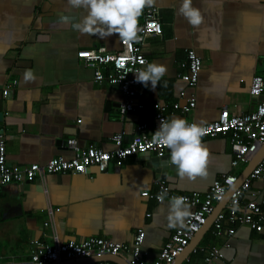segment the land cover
<instances>
[{"label":"crops","instance_id":"obj_1","mask_svg":"<svg viewBox=\"0 0 264 264\" xmlns=\"http://www.w3.org/2000/svg\"><path fill=\"white\" fill-rule=\"evenodd\" d=\"M181 2L157 0L139 17L140 28L146 10L158 11L162 35L146 38L142 53L147 63L160 62L168 72L155 90L140 83L136 102L142 103V109L122 116L120 90L94 82L93 71L78 57L81 51L99 47L119 51L117 35L82 34L70 23H60L61 16L79 21L86 14L72 8L68 0H0V134L5 136L8 163L43 165L55 157L70 159L73 153L66 147L68 139L82 148L111 151V138L116 134L122 133L128 142L140 124L146 125L147 132L154 131L155 104L166 106L167 120L179 117L204 125L225 108L236 116L252 112L259 99L250 97V83L264 67V0H193L204 17L198 27L178 14ZM187 50H194L202 60L193 89L178 79ZM28 73L31 76L26 79ZM6 87L7 96H3ZM180 92L196 99L189 114L172 109L175 102L184 104ZM202 142L209 151L208 175L195 180L180 177L171 163L162 179L148 157L138 155L126 159L121 167L111 162L103 173L92 167L80 174L47 175L27 184L1 186L0 264H31L32 240L51 245L54 238L59 243L103 238L131 244L139 229L145 233L143 263L152 264L170 235L182 226H168L169 199L157 203L142 197V192L155 195L158 185L164 183L175 195H203L222 175L243 180L251 171V163L231 167L229 137L204 138ZM167 154L170 159V151ZM244 197L264 207V178L254 180ZM223 206L225 202L218 210ZM214 217L215 213L195 248L221 249L223 257L213 264H264V232L239 226L234 237H215ZM191 246L174 264H205V252L193 254ZM101 259L128 264L118 257Z\"/></svg>","mask_w":264,"mask_h":264},{"label":"built area","instance_id":"obj_2","mask_svg":"<svg viewBox=\"0 0 264 264\" xmlns=\"http://www.w3.org/2000/svg\"><path fill=\"white\" fill-rule=\"evenodd\" d=\"M140 29V42L129 46L121 41V48L117 52H107L104 47H99L78 53L83 64L93 71L94 82L98 84L105 82L120 90L124 97L119 109L122 116L143 107L141 102H136L140 83L136 82L135 73L143 69L147 63L142 53L145 39L151 36H161L163 32L156 9L145 11ZM142 61L145 63L142 64ZM182 68L184 71L178 79L186 88H195L202 69V60L194 50H187ZM7 93L8 88L6 87L3 90V96H7ZM184 95V92L179 93V98L185 100L184 104L175 102L172 104V109L189 114L196 106V99L194 96L185 98ZM249 95L253 99H259L258 105L252 112L236 116L230 114L226 108L222 109L214 121L204 125L208 132L202 138L229 137L232 168L248 165L260 152H263L258 163L243 180L231 174L222 175L212 182L203 195L199 193L175 195L164 183L158 185L155 195L149 192L141 193L142 197L161 203L157 196L163 189H168V196L165 200H170L172 196H184L191 205L192 215L186 219L182 227L177 228L170 235L152 264H174L214 213L215 217L211 226L215 237H234L236 228L239 226L258 234L264 232V207L255 199L243 200L251 183L264 178V67L260 74L252 78ZM154 107L156 113L153 132H147L146 125L140 124L136 126L135 133L128 142H125L122 133L116 134L111 138L113 143L111 151H104L95 146L82 148L78 146L76 140L68 139L66 147L72 151L73 156L70 159L51 158L43 165L9 164L6 159L5 136L0 134V187L11 183H31L47 175L80 174L92 167L103 173L107 171L111 162L121 167L126 159L147 153L158 158L164 157L170 150L167 147L154 145L151 141L152 134L160 126L161 120H167L164 115L166 106L155 104ZM226 197L227 201H225ZM223 202L225 206L218 210V206ZM144 237L145 233L139 229L131 244L115 243L103 238H88L80 242L68 240L59 243L54 238V243L50 245L36 239L30 243L29 260L31 264H62L73 260L95 258V261L86 264H112L101 259L110 256L118 257L128 264H144L141 254ZM197 252H205L203 257L205 264H213L215 260L223 257L221 249L217 247L192 249L193 254Z\"/></svg>","mask_w":264,"mask_h":264},{"label":"clouds","instance_id":"obj_3","mask_svg":"<svg viewBox=\"0 0 264 264\" xmlns=\"http://www.w3.org/2000/svg\"><path fill=\"white\" fill-rule=\"evenodd\" d=\"M156 3L157 0H68L72 8L83 9L86 14L79 21L74 17L61 16L60 23H70L74 30L82 34L101 38L117 35L120 41L130 46L141 40L139 17L145 8L153 7ZM178 14L193 27L200 26L204 21L201 10L193 6V0H182ZM167 72V66L160 62L146 63V67L135 73V79L155 90ZM30 76L31 73L26 74V79ZM207 132L204 122L189 123L185 119L174 117L171 120H161L160 126L152 134L151 143L170 150V162L180 177L195 180L208 175L209 151L202 142ZM167 196L168 189H163L157 199L163 203ZM191 215L187 197L170 198L167 217L170 228L183 226Z\"/></svg>","mask_w":264,"mask_h":264},{"label":"water","instance_id":"obj_4","mask_svg":"<svg viewBox=\"0 0 264 264\" xmlns=\"http://www.w3.org/2000/svg\"><path fill=\"white\" fill-rule=\"evenodd\" d=\"M261 99V98H260ZM140 156H146V157H148V160L153 164V167L154 168H156L157 169V173H159L160 175L159 176H161V178L162 179H164L165 178V175H166V169H169L168 168V166H169V163H171L170 162V159H169V155L167 154V155H165L164 157H162V158H156V157H154V158H151L150 157V154H144V155H140ZM261 156L262 155H258L256 158H255V160H253V162H251V169L258 163V161H259V159L261 158ZM165 174V175H164ZM164 177V178H163ZM207 225H209L208 223L206 224V226L198 233V234H196L195 235V237L193 238V240L191 241V243H192V245H194V247L193 246H191L190 248H195V247H197L198 246V244H199V242L201 241V239H202V237H203V235L207 232ZM188 251V249L184 252V254H186V252ZM182 256V255H181ZM180 256V257H181ZM179 257V258H180ZM178 258V259H179ZM177 259V260H178ZM104 261H106V260H104Z\"/></svg>","mask_w":264,"mask_h":264},{"label":"trees","instance_id":"obj_5","mask_svg":"<svg viewBox=\"0 0 264 264\" xmlns=\"http://www.w3.org/2000/svg\"><path fill=\"white\" fill-rule=\"evenodd\" d=\"M219 137V136H218Z\"/></svg>","mask_w":264,"mask_h":264}]
</instances>
